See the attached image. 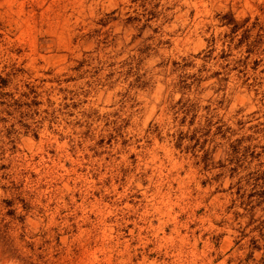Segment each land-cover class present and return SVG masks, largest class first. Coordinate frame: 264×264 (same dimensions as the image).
<instances>
[{
	"label": "rangeland",
	"instance_id": "1",
	"mask_svg": "<svg viewBox=\"0 0 264 264\" xmlns=\"http://www.w3.org/2000/svg\"><path fill=\"white\" fill-rule=\"evenodd\" d=\"M12 67L65 91L0 114V264H264V0H0Z\"/></svg>",
	"mask_w": 264,
	"mask_h": 264
},
{
	"label": "trees",
	"instance_id": "2",
	"mask_svg": "<svg viewBox=\"0 0 264 264\" xmlns=\"http://www.w3.org/2000/svg\"><path fill=\"white\" fill-rule=\"evenodd\" d=\"M236 28H233L231 30V33L233 34L235 32ZM134 59L130 58L123 62V65L127 67L126 71L122 73L125 78H128L129 76H133V79L129 82V87H132L134 85H137L138 82H140L142 78V74L139 73V60H137V64L134 65ZM89 64L87 59H82L81 61H78L77 64L73 67L74 71L80 70L83 65ZM175 65L179 69H184L188 63H180L175 62ZM63 75V74H62ZM195 73L192 74H186L183 73L179 77V79L174 83V86H177L181 89L184 88H190L193 84H195ZM16 77L15 69L12 67L10 70H0V114L3 112H6L7 114H11L13 110H16L17 108H21L24 105L27 107L35 106L38 104V97L42 95V93H46L49 95L54 89H57L58 91H65V89L57 86H50L49 89L46 90H38L39 87H41V83H34L32 81L24 80L21 84L13 83V79ZM71 77H61V75L57 76L54 81L57 83V85L61 84L62 81H67ZM189 79H191L189 81ZM41 81H44L42 79ZM12 84V87H10ZM12 89H8V88ZM68 93L76 94L73 90H67ZM124 95V94H123ZM48 99V98H47ZM62 99H67V96H63ZM48 102L49 99H48ZM50 104H53L52 102ZM68 104L65 101H60L58 103V106L53 108L50 112H55L59 110L60 108L66 107ZM173 109H176L175 112H182L183 117L185 118L191 111H194L197 109V106L194 102H190L189 100H186L184 102H176L172 105ZM171 108V109H172ZM45 112H49L47 108L43 109ZM83 115H87L86 113H82ZM1 116V115H0ZM0 120H4L3 117H0ZM207 121L211 120V117L206 118ZM222 133V136H224L226 133L231 132L229 128H226L225 130L220 131ZM231 149L235 150L236 145L233 143L230 144ZM235 172V168L233 170ZM248 177L253 179V185L256 186L259 179L264 177V172H249ZM240 177L237 180V183L240 181ZM248 180V179H247Z\"/></svg>",
	"mask_w": 264,
	"mask_h": 264
}]
</instances>
